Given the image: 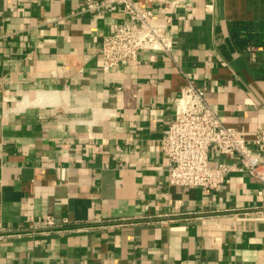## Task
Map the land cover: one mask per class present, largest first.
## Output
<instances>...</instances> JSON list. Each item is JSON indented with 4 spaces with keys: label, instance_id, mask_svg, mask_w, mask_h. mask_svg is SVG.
<instances>
[{
    "label": "crops",
    "instance_id": "0c3cea01",
    "mask_svg": "<svg viewBox=\"0 0 264 264\" xmlns=\"http://www.w3.org/2000/svg\"><path fill=\"white\" fill-rule=\"evenodd\" d=\"M84 1L0 0V264H264L260 183L169 186L158 145L178 67L239 135L264 128V0H136L171 6V56L106 73L102 36L125 17Z\"/></svg>",
    "mask_w": 264,
    "mask_h": 264
},
{
    "label": "built area",
    "instance_id": "2783aa9c",
    "mask_svg": "<svg viewBox=\"0 0 264 264\" xmlns=\"http://www.w3.org/2000/svg\"><path fill=\"white\" fill-rule=\"evenodd\" d=\"M109 7L120 11L125 21L113 25L109 33L102 36L103 72L137 64L139 53L144 50L171 56L173 13L169 3L158 9L157 17L154 10L136 0H85L82 9L95 13ZM178 72L184 84L175 100L174 117L158 142L167 160V185L218 190L228 173L246 172L260 183L257 194L264 196V128H258L250 140L239 135L211 107L205 86L193 82L191 72L179 67ZM211 149L227 155L232 161L210 165ZM256 212L264 216V202ZM51 225L55 222L47 216L45 226Z\"/></svg>",
    "mask_w": 264,
    "mask_h": 264
},
{
    "label": "trees",
    "instance_id": "16d2710c",
    "mask_svg": "<svg viewBox=\"0 0 264 264\" xmlns=\"http://www.w3.org/2000/svg\"><path fill=\"white\" fill-rule=\"evenodd\" d=\"M236 31H237V30H236ZM246 43H247V42L244 41L243 39L240 40V44H241V45H245Z\"/></svg>",
    "mask_w": 264,
    "mask_h": 264
}]
</instances>
